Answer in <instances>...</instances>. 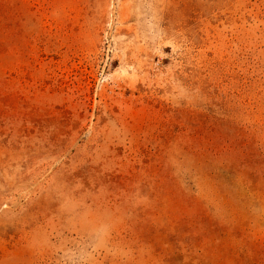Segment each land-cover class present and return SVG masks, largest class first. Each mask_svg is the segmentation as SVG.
Masks as SVG:
<instances>
[{
    "label": "rangeland",
    "instance_id": "374dc122",
    "mask_svg": "<svg viewBox=\"0 0 264 264\" xmlns=\"http://www.w3.org/2000/svg\"><path fill=\"white\" fill-rule=\"evenodd\" d=\"M0 264H264V0H0Z\"/></svg>",
    "mask_w": 264,
    "mask_h": 264
}]
</instances>
